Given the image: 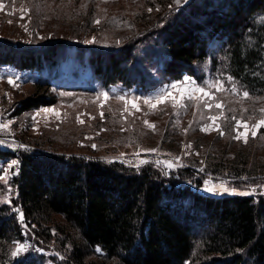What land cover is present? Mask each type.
I'll use <instances>...</instances> for the list:
<instances>
[{"label": "trees", "instance_id": "16d2710c", "mask_svg": "<svg viewBox=\"0 0 264 264\" xmlns=\"http://www.w3.org/2000/svg\"><path fill=\"white\" fill-rule=\"evenodd\" d=\"M58 1L25 0L34 17L38 11L44 18L28 21V35L0 36V65L41 73L16 114L56 103L52 79L63 73L59 70L74 50L73 57L103 86L141 90L196 75L210 57L216 74L232 77L248 93L244 101L254 104L255 116H264V0H152L131 27L112 34L109 46L84 40L92 20L75 23L77 3L67 2L62 17L47 16L46 6ZM145 43H155L163 53L146 47L145 55H138ZM172 128L167 124L161 141L166 152L177 151L174 144L180 141ZM229 133L204 137L200 156L178 170L154 160L135 166L38 147L14 151L0 145V158L19 159L10 181L18 193L12 202L22 204L25 222L41 242L55 239L61 245L63 264H264V191L215 195L188 185L202 186L207 171L233 183L264 182V127L247 143ZM13 204H0V264H43L34 253L13 256L23 232Z\"/></svg>", "mask_w": 264, "mask_h": 264}, {"label": "rangeland", "instance_id": "374dc122", "mask_svg": "<svg viewBox=\"0 0 264 264\" xmlns=\"http://www.w3.org/2000/svg\"><path fill=\"white\" fill-rule=\"evenodd\" d=\"M176 1L182 2V0ZM59 2L62 3L59 4ZM67 2L72 5L77 3L73 17L75 23H79L82 17L85 24L92 20L90 29L86 31L87 38L84 40L87 43H103L104 46H109L110 41L115 40L112 34L125 27H131L134 17L142 13L147 3L150 5L153 1L61 0L54 4L49 3L46 6V15L51 17L55 14L56 17H62L65 9L63 6ZM0 3L4 5L3 9H0V36L28 35V21L38 23L44 18V14L38 11L33 12L34 17L31 13L32 4L26 5L25 0H0ZM51 5H54L55 9L52 10ZM56 28L64 29L60 25ZM146 47H150L152 52L163 53V50L155 43H145L137 50L138 55H145ZM70 53L71 57L65 61L64 68L59 70L63 73L52 79L54 86L50 94L56 97V103L41 105L21 114H16L15 107L21 100L33 94V83L41 73L32 69L21 70L10 64L0 65V123L8 125L6 129L0 130V141H3L0 145L14 151L38 147V150L49 153L53 151L80 153L106 160H120L135 166L154 160L169 170H178L187 167L191 157L200 156L201 150L197 147L203 144L204 137L210 139L212 134L220 135L221 131L225 134L228 129L232 132L229 134L235 137L236 124L238 121H243L249 126L248 142V139L253 136L251 132L255 131L257 134L260 129H255L253 126L264 119V116H255L254 104L249 105L244 101L247 97L243 96L244 92L241 88L238 89L237 82L232 77L227 74H216L210 57L197 67L196 75L185 73L182 78L162 80L157 87L141 90L136 87L129 88L120 83L103 86L97 78L92 76L88 67L85 68L73 57L75 51L71 50ZM9 78L15 81V86L8 83ZM184 81H191V83H182ZM173 84H182L181 90H173L171 88ZM194 87L205 88L214 99L204 97L199 92L195 93L196 98L187 99L184 89ZM221 87L223 90H218ZM233 88L239 92L232 93ZM104 93H107V98L103 95ZM165 93L169 94L165 97L166 102L158 103L156 98ZM182 95L185 99L179 101ZM172 97H175L179 103ZM149 98L152 103H145V100ZM217 103L222 104L223 107L216 108ZM152 104H156V107L153 108ZM181 104L184 106H180ZM47 109L54 111H45ZM211 117H218V119L213 123ZM167 124L173 127L171 132L179 131L174 134L177 139H180L175 141L174 146L177 149L175 152H166L161 145L167 131ZM205 128L208 130H203ZM240 131L246 130L241 128ZM165 143L169 146V141ZM93 145L96 147L93 148ZM233 149L235 151L239 148L233 147ZM203 157H201L202 165L198 167V171L201 172L206 165L204 163L206 156ZM236 159L242 160V154ZM14 161L18 166L9 167ZM19 163L18 158H0V168L6 172L5 178L0 179V204H13L12 198L15 197V193L10 181L16 174ZM249 165L258 166L253 161H250ZM207 172L208 176L200 187L195 183L181 184H188L197 192L215 195L258 194L261 190L264 191V182L233 183L228 176L217 177L218 175ZM55 220L62 221L61 217H56ZM20 223L23 232L13 244L14 251L23 240H31L35 246L40 247V250L30 249L20 254L34 253L42 259L43 264H63L65 257L60 248L61 245L55 239L41 242L35 236L31 226L29 227L26 222ZM53 233L58 236L56 229ZM97 251L104 252L101 247H97ZM106 264H117V261H109Z\"/></svg>", "mask_w": 264, "mask_h": 264}, {"label": "snow or ice", "instance_id": "6c2138e0", "mask_svg": "<svg viewBox=\"0 0 264 264\" xmlns=\"http://www.w3.org/2000/svg\"><path fill=\"white\" fill-rule=\"evenodd\" d=\"M3 7H4V5H3L2 3H0V9H3ZM21 18H23V17H21ZM97 23H99V21H97ZM229 79H231V78H229ZM8 83H9V84H12L13 86H15V81L12 80L11 78L8 79ZM182 83H191V81H184V82H182ZM171 88H172L173 90L180 91L181 88H182V84H173V85L171 86ZM218 90H223V89H222V87H221V88H218ZM184 91H185V93L187 94V99H194V98H196V97H195V93H197V92L201 93L202 96H204V97H208V98L214 99V97H212L211 93L207 92V91L205 90V88H203V87H194V88L184 89ZM232 91L235 92V91H237V90H236L235 88H233ZM103 95L105 96V98H107V93H104ZM168 95H169L168 93H165L163 96H159V97H157V98H156V99H157V102H158V103H164V102H166L165 97H167ZM243 96H244V97H248V93L245 91V92L243 93ZM120 99H124V97H120ZM172 99H173L175 102L179 103V101H182L183 99H185V96H183V95L180 96V97H179V101H176V98H175V97H172ZM145 103H149V104H151V103H152L151 98L146 99V100H145ZM133 106L136 107V105H133ZM180 106L183 107L184 105L181 104ZM152 107L155 108V107H156V104H152ZM215 107H216V108H222L223 105L220 104V103H217V104H215ZM45 111H54V110L47 109V110H45ZM262 111H264V109H262ZM210 119H211V120L213 121V123H214V122L218 119V117H211ZM233 119H235V118H233ZM81 123H83V121H81ZM145 123H147V121H146ZM7 127H8L7 124L0 123V130H2V129H6ZM150 127H153V128H154L155 126H154V125H150ZM261 127H264V119L260 120L259 122H257V123L253 126V128H255V129H259V128H261ZM241 128H244L246 131H245V132H241V131H240ZM248 129H249V126H248V124H247L246 122L238 121L237 124H236V133H237V134H236V136L234 137V139L239 140V139H242V138H243L244 142L247 143V130H248ZM203 130L207 131L208 128H205V129H203ZM251 134H252L253 136H255L256 132H255V131H252ZM221 135H223V132H222V131H221ZM0 143H3V141H0ZM95 147H96V146L93 145V148H95ZM151 151H155V150H151ZM15 166H18V165H17V162H15V161L12 162V163L9 165V167H15ZM169 166H171V165H169ZM0 173H4V175H0V179H4V178H5V175H6L5 170L2 169V168H0ZM208 191H212V189H208ZM225 191H227L226 188H225ZM8 202L10 203V201H8ZM20 218H21V220L23 219L22 213L20 214ZM27 247H28L27 245H24V244H18L17 247H16V249H15V251L12 253L13 256L19 255L21 252L25 251V250L27 249Z\"/></svg>", "mask_w": 264, "mask_h": 264}, {"label": "built area", "instance_id": "2783aa9c", "mask_svg": "<svg viewBox=\"0 0 264 264\" xmlns=\"http://www.w3.org/2000/svg\"><path fill=\"white\" fill-rule=\"evenodd\" d=\"M18 196V193L16 192L15 193V197ZM12 213L15 214L16 218L18 219L19 222H25V219H26V216H25V211L22 207V204L20 202H15L13 205H12ZM22 213V216H23V219L21 220L20 218V214ZM22 244L24 245H27V249L26 250H30V249H34L36 251L40 250L39 246H35L33 244V242L31 240H23L22 241Z\"/></svg>", "mask_w": 264, "mask_h": 264}]
</instances>
